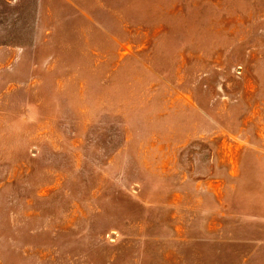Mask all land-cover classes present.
<instances>
[{"label":"rangeland","instance_id":"rangeland-1","mask_svg":"<svg viewBox=\"0 0 264 264\" xmlns=\"http://www.w3.org/2000/svg\"><path fill=\"white\" fill-rule=\"evenodd\" d=\"M0 264H264V0H0Z\"/></svg>","mask_w":264,"mask_h":264}]
</instances>
